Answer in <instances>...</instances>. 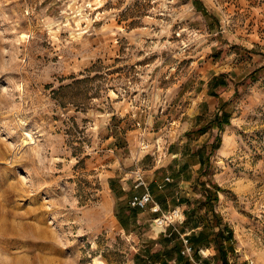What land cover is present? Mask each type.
<instances>
[{
  "label": "rangeland",
  "instance_id": "rangeland-1",
  "mask_svg": "<svg viewBox=\"0 0 264 264\" xmlns=\"http://www.w3.org/2000/svg\"><path fill=\"white\" fill-rule=\"evenodd\" d=\"M250 259L264 0H0V264Z\"/></svg>",
  "mask_w": 264,
  "mask_h": 264
},
{
  "label": "built area",
  "instance_id": "built-area-1",
  "mask_svg": "<svg viewBox=\"0 0 264 264\" xmlns=\"http://www.w3.org/2000/svg\"><path fill=\"white\" fill-rule=\"evenodd\" d=\"M153 201V198L150 194V192H146L143 195L135 196L130 200V205L132 207H139L144 208L146 207L150 202ZM155 208L160 209V206L155 203ZM180 210L176 209L173 212L164 213L162 216H158L155 219V223L160 226H168L170 224H173L176 220L180 218ZM185 241V249L183 250V253L188 252L190 253L192 251V248L188 245L187 239H184ZM248 264H258L254 259H250Z\"/></svg>",
  "mask_w": 264,
  "mask_h": 264
},
{
  "label": "trees",
  "instance_id": "trees-1",
  "mask_svg": "<svg viewBox=\"0 0 264 264\" xmlns=\"http://www.w3.org/2000/svg\"><path fill=\"white\" fill-rule=\"evenodd\" d=\"M209 199H211L210 197H207V200L208 201H210ZM156 201H158L160 204H161V201L160 200H157L156 199ZM208 201H205V205H207L208 203ZM162 205V204H161ZM201 234L202 235H199V236H196L195 234H192L190 237L188 236L186 239H187V241H188V245L192 248V250H194L195 251V249L197 248V243L198 242H200L201 241V239L204 237V234H205V232L203 233V231L201 232ZM218 235H222V232L220 231L219 232V234ZM202 236V237H201ZM200 238V239H199ZM205 238H207V236H206V234H205ZM182 249L184 250L185 249V245L183 244V246H182ZM179 255V259H181L183 262H184V257H182V255H181V252L178 254ZM186 262H189V261H187V260H185V263ZM181 263V262H180ZM183 264V263H182Z\"/></svg>",
  "mask_w": 264,
  "mask_h": 264
},
{
  "label": "crops",
  "instance_id": "crops-1",
  "mask_svg": "<svg viewBox=\"0 0 264 264\" xmlns=\"http://www.w3.org/2000/svg\"><path fill=\"white\" fill-rule=\"evenodd\" d=\"M137 208H139V207H137Z\"/></svg>",
  "mask_w": 264,
  "mask_h": 264
}]
</instances>
